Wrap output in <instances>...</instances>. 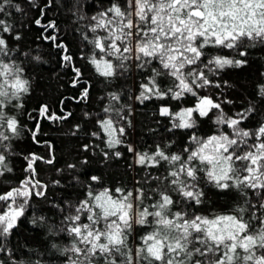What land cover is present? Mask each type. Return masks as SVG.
Masks as SVG:
<instances>
[{"label": "snow or ice", "instance_id": "1", "mask_svg": "<svg viewBox=\"0 0 264 264\" xmlns=\"http://www.w3.org/2000/svg\"><path fill=\"white\" fill-rule=\"evenodd\" d=\"M8 8L21 11L12 0H0V14L8 15ZM91 21L92 36L84 34V39L91 45L87 59L96 73L111 81L124 76L133 63L142 72L150 70L136 99L161 101L159 115L167 117L173 129L190 130L191 147L169 153L170 145H157L149 153L127 145L137 165L145 171L163 168L164 173L153 176L148 171L145 184L154 181V188L105 187L94 192L89 185L85 198L70 206L62 221L61 230L72 239L65 250L75 257L71 264H264V122L247 128L244 124L255 113L254 105L229 115L222 105L233 101L200 94L202 89L222 87L217 79L222 70L247 63L236 56L246 58L249 48L264 45V0H112ZM35 23L41 24L40 19ZM45 27L56 29L54 22ZM12 32L13 26L0 19V177L13 172L9 158L15 155L13 141L22 132L19 120L6 109L22 108L23 97L30 92V81L12 58L5 36ZM45 39L63 50L62 60L72 66L75 86L81 69L75 67L67 46L56 43V35ZM225 50L234 55H224ZM260 92L264 95V85ZM108 95L110 101H120L119 94ZM88 96L84 87L79 99L86 101ZM189 96L195 101L190 107L173 110L170 100ZM122 110L123 106L105 108L108 115L96 121L100 130L91 135L104 134L107 149L124 144L126 129L120 121L127 118ZM39 115L60 121L72 113L56 115L43 105ZM201 120H211L215 126L211 135L197 134ZM39 131L37 123L35 143ZM103 155L108 158L109 152ZM111 155L119 158L122 153L115 150ZM24 159L28 175L0 192V237L11 234L33 196L46 195L48 185L37 179L38 162L51 165L54 157L30 152ZM91 180L99 182L100 177ZM202 185L234 191L243 202L230 212L201 214L194 209L206 203ZM136 226L146 230L133 248L130 238ZM7 251L0 246V252Z\"/></svg>", "mask_w": 264, "mask_h": 264}, {"label": "trees", "instance_id": "2", "mask_svg": "<svg viewBox=\"0 0 264 264\" xmlns=\"http://www.w3.org/2000/svg\"><path fill=\"white\" fill-rule=\"evenodd\" d=\"M111 2L112 0H12L13 4L20 6L21 11L8 8V15L0 14V19H5L13 26L11 35L5 33L13 50L12 58L23 67L25 77L30 81V92L23 97V107L11 111L6 109L9 115L16 116L19 120L22 132L13 141L15 155L9 158L13 172L0 177V192L17 186L28 175L24 171L27 167L24 157L30 152L45 159L54 157L51 165L38 162L37 179L48 185L45 197L33 196L24 216L16 222L11 234L0 237V246L8 250L0 252L2 264H71L75 257L65 250L71 247L72 239L61 230L65 227L62 221L69 214L70 206L85 198L89 185L94 192L105 187L113 190L116 187L154 188V181L145 184L148 171L153 176L164 173L163 168L159 171H145L137 165L133 153L127 150V145H131L137 152L149 153L157 145L162 148L170 145L167 149L169 153H183L185 147H191L190 130L173 129L169 119L159 115L161 101L153 99L140 103L136 99L140 93V83L150 75V70L142 72L133 63L124 76L108 81L99 76L88 62L91 45L84 39V34L91 38V17L110 6ZM37 19H40L41 24L35 23ZM50 22L55 23V30L45 27ZM17 34L20 39H13ZM50 35L58 37L56 43L67 46L75 67L81 69L80 82L75 86V73L72 66L62 60L63 50L45 39ZM223 54L234 55L232 50H225ZM236 58L246 59L247 63L243 67L222 70L217 78L222 87L202 89L200 94L211 93L221 100L233 101L232 104L222 105L229 115L250 104L254 105L256 111L244 126L255 129L264 122V95L260 92V86L264 85V45L258 43L256 47L248 49L246 58ZM224 81H227V87L223 86ZM84 87L89 89L86 101L79 99ZM109 93L119 94L120 101H110ZM194 102V98L190 96L183 101H169L174 111L190 107ZM43 105L48 106L50 113L64 115L71 112L72 115L66 120H48L39 115ZM121 106L122 115L127 120L120 121L126 131L122 137L124 144L115 149L122 153L117 158L111 155L115 150L106 148L104 134L100 138L91 134L100 130L96 121L108 115L103 109L115 110ZM110 114L115 120L114 111ZM37 123L40 131L36 133V139L39 143H35L32 138ZM76 125L80 127L76 128ZM214 131L215 126L211 120H201L197 134L208 136ZM85 145L89 146L87 150ZM105 151L109 152L108 158L103 155ZM69 165H75V168H69ZM92 176L100 177V181H92ZM56 181L59 183H55ZM204 190L206 203L194 209L204 215L230 212L243 202L234 191L221 192L211 186L204 187ZM0 210H3L2 203ZM40 217L44 219L40 220ZM145 230L140 226L134 228L130 238L133 248Z\"/></svg>", "mask_w": 264, "mask_h": 264}]
</instances>
